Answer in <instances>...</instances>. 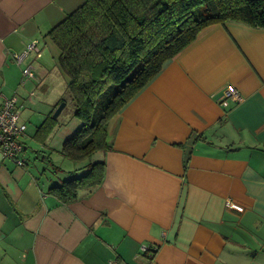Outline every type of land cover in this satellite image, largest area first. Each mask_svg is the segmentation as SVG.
<instances>
[{
  "label": "crops",
  "instance_id": "0c3cea01",
  "mask_svg": "<svg viewBox=\"0 0 264 264\" xmlns=\"http://www.w3.org/2000/svg\"><path fill=\"white\" fill-rule=\"evenodd\" d=\"M83 2L0 0V94L17 97L25 68L45 85L46 56L67 85L47 33ZM227 85L240 101L224 107ZM57 119L39 147L48 166L26 146L22 167L0 156V264H264V29L201 31L110 121L111 149L93 156L103 183L67 204L48 189L84 162L52 155L81 122L74 109Z\"/></svg>",
  "mask_w": 264,
  "mask_h": 264
},
{
  "label": "trees",
  "instance_id": "16d2710c",
  "mask_svg": "<svg viewBox=\"0 0 264 264\" xmlns=\"http://www.w3.org/2000/svg\"><path fill=\"white\" fill-rule=\"evenodd\" d=\"M229 22L264 29V0H84L54 26L47 37L81 122L60 154L84 164L48 192L67 204L98 188L105 162L93 156L111 149L110 121L201 31ZM61 101L35 133L41 144L58 127L52 115Z\"/></svg>",
  "mask_w": 264,
  "mask_h": 264
},
{
  "label": "rangeland",
  "instance_id": "374dc122",
  "mask_svg": "<svg viewBox=\"0 0 264 264\" xmlns=\"http://www.w3.org/2000/svg\"><path fill=\"white\" fill-rule=\"evenodd\" d=\"M46 58H48V70H50V74L44 82L45 85L38 86V84L31 78L26 79L22 74V80L18 84L19 92H16V95L20 102L18 108L20 121L26 124L27 127L24 136L22 137V142L27 147L26 154L29 163H34L36 160L38 165L42 164L48 166L46 161L47 158H43L44 153L39 151L41 142L34 137L35 133L51 108V106L49 107V104L55 102L61 97L62 101L60 103H65L64 115L73 109V104L67 92L64 78L58 73L55 65L50 62V57L46 56ZM23 91H25V93H23ZM31 92L34 94H30ZM31 96L34 97L36 102L30 101L29 98ZM47 139L48 136L45 138V142H47ZM52 159L57 165H61L65 170H72L74 168V163L63 156L53 154ZM47 168V172H51V167Z\"/></svg>",
  "mask_w": 264,
  "mask_h": 264
},
{
  "label": "built area",
  "instance_id": "2783aa9c",
  "mask_svg": "<svg viewBox=\"0 0 264 264\" xmlns=\"http://www.w3.org/2000/svg\"><path fill=\"white\" fill-rule=\"evenodd\" d=\"M37 50L36 42H32L28 44L24 54L14 55L15 61L20 64L29 52ZM22 74L26 79L34 77L31 68L23 69ZM230 100L235 102L240 101V96L233 85H227L222 90L221 104L227 107ZM18 108L17 97H5L0 94V156L22 167L24 165L23 153L25 151L22 137L27 127L26 124L20 121ZM227 206L237 212L243 211V207L234 202H227ZM148 250L149 248L146 246L141 247L142 252H147Z\"/></svg>",
  "mask_w": 264,
  "mask_h": 264
},
{
  "label": "water",
  "instance_id": "95a60500",
  "mask_svg": "<svg viewBox=\"0 0 264 264\" xmlns=\"http://www.w3.org/2000/svg\"><path fill=\"white\" fill-rule=\"evenodd\" d=\"M64 108H65V103H64V102L60 103V104L57 106V108L55 109V111H54L52 117H53L54 119H57V118L59 117V115L61 114V112H62V110H63Z\"/></svg>",
  "mask_w": 264,
  "mask_h": 264
}]
</instances>
